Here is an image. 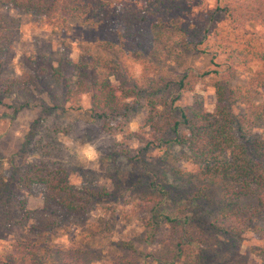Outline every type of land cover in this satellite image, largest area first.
Instances as JSON below:
<instances>
[{
	"label": "rangeland",
	"instance_id": "rangeland-1",
	"mask_svg": "<svg viewBox=\"0 0 264 264\" xmlns=\"http://www.w3.org/2000/svg\"><path fill=\"white\" fill-rule=\"evenodd\" d=\"M104 1L119 12L133 3ZM223 2L191 0L186 21L156 29L154 46L136 52L126 46L119 18L104 23L77 16L57 26L16 7L0 8V253L18 245L44 247L48 255L40 264H264V241L256 232L229 236L214 227L218 184L205 180L201 186L208 184L212 204L199 200L181 209L178 201L202 185L203 164L187 145L151 138L146 123L156 97L175 100L189 115L220 106L256 154L264 116L255 126L242 125L249 117L237 92L252 82L253 101L264 108V27L221 19L205 35L190 28L201 43L186 40L189 24L203 22ZM76 78L132 88L129 110L94 118L90 94L82 96L80 110L71 108L64 80ZM140 159L171 197L157 208L151 239L144 222L150 180L139 179ZM53 178L64 179L68 192L83 187L101 196L90 198L85 210L70 211L49 188Z\"/></svg>",
	"mask_w": 264,
	"mask_h": 264
},
{
	"label": "trees",
	"instance_id": "trees-1",
	"mask_svg": "<svg viewBox=\"0 0 264 264\" xmlns=\"http://www.w3.org/2000/svg\"><path fill=\"white\" fill-rule=\"evenodd\" d=\"M7 7L33 13L41 21L57 26L65 25L77 16L83 21L95 19L104 23H108L111 18H119L125 24L124 37L128 42L126 46L135 52L149 51L154 46V36L151 34L153 31L177 26L179 22L186 21L192 11L191 0H133L132 5L123 12L115 10L111 3L104 0H0V8ZM221 19L229 20L240 27L245 26L247 21L258 22L264 27V0H224L203 22L189 24L186 28V40L189 44L201 43L194 39L190 28L201 29L205 35ZM261 57L264 59V53H261ZM64 84L70 107L80 110L82 96L90 94L92 116L98 119L127 112L130 100L135 94L132 88L114 85L106 78H98L92 82L77 78L65 79ZM180 84L182 88L185 85L184 82ZM251 84L252 82L246 91L240 89L237 92V100L244 105L249 117L247 120L243 119L242 125L255 126L264 116V108L253 101ZM218 93L219 99H223L224 92L221 88ZM174 104L175 100L164 97L150 99L146 123L152 129L151 138L159 142L187 145L203 164L204 177L200 179L202 185L190 188L178 201L181 209L195 208L199 200H207L212 204L214 198L208 184L205 188L201 186H204L205 180L218 184L221 201L213 223L216 230L238 237L251 230L264 241V140L255 142L256 154L251 156L236 135L235 117L223 107L218 106L214 113L196 112L189 115ZM170 133L172 136L167 138ZM140 163L143 168L140 181L150 180L151 195L145 202L148 219L144 222L147 239H151L159 224V221H154L157 208L168 203L171 197L158 182V175L150 165L143 159H140ZM29 180L31 181L23 182L29 185L33 179ZM47 184L60 204L73 212L85 210L90 198L101 196L99 191L83 187H76L68 192L64 179L53 178ZM82 196L89 198L83 199ZM186 214L190 219L193 217L190 211ZM165 218L176 220V217L169 215H165ZM185 223L190 224L192 221ZM47 255L44 247L25 248L18 245L9 252L0 253V264H40Z\"/></svg>",
	"mask_w": 264,
	"mask_h": 264
}]
</instances>
